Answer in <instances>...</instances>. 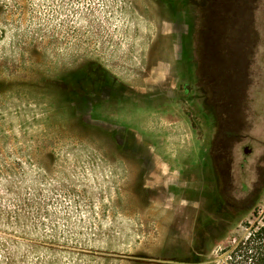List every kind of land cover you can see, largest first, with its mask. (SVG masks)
Instances as JSON below:
<instances>
[{
	"label": "rangeland",
	"instance_id": "1",
	"mask_svg": "<svg viewBox=\"0 0 264 264\" xmlns=\"http://www.w3.org/2000/svg\"><path fill=\"white\" fill-rule=\"evenodd\" d=\"M256 213L264 0H0V264H228Z\"/></svg>",
	"mask_w": 264,
	"mask_h": 264
},
{
	"label": "trees",
	"instance_id": "2",
	"mask_svg": "<svg viewBox=\"0 0 264 264\" xmlns=\"http://www.w3.org/2000/svg\"><path fill=\"white\" fill-rule=\"evenodd\" d=\"M255 219L253 226L247 224L249 233L233 248L228 264H264V214L256 213Z\"/></svg>",
	"mask_w": 264,
	"mask_h": 264
},
{
	"label": "water",
	"instance_id": "3",
	"mask_svg": "<svg viewBox=\"0 0 264 264\" xmlns=\"http://www.w3.org/2000/svg\"><path fill=\"white\" fill-rule=\"evenodd\" d=\"M244 153H245L246 155L251 154V153H252V150L249 149V148H245V149H244Z\"/></svg>",
	"mask_w": 264,
	"mask_h": 264
}]
</instances>
